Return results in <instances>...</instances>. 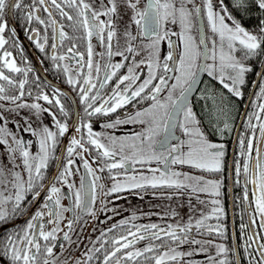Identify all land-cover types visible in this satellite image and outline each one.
<instances>
[{
  "label": "snow or ice",
  "instance_id": "snow-or-ice-1",
  "mask_svg": "<svg viewBox=\"0 0 264 264\" xmlns=\"http://www.w3.org/2000/svg\"><path fill=\"white\" fill-rule=\"evenodd\" d=\"M39 4L45 13H47V23L44 19L37 15ZM123 6L126 10H130V18L128 26L125 27L123 36L125 38L127 47L124 51L113 52V40L117 37V21L121 17L120 8ZM256 8L260 17L255 30H249L243 26L240 20L234 15L235 12H249L251 8ZM16 9L24 12L26 21L31 24L33 19L39 24L45 25V30L48 27L52 30V48L56 49L57 33L61 43L65 40L73 39L69 37L68 33L64 31V25L58 24L54 18L52 9H55L61 19H66L71 22L74 30H83L84 39L87 43V74L83 75V83L74 79L69 66L62 65L60 62L66 59L71 60L75 56H79L77 75H80V69L85 67L84 56L82 53L75 51L77 45L72 43L71 47L67 49V53L57 55L55 52L50 59L53 61L54 67L57 69L63 68V72L67 76V83L74 88H78L80 94V103L84 105V113L91 117L93 115L101 114L109 116L116 113L118 109L124 108L135 101L136 103H143L150 101L147 107H143L135 111L134 114H128L126 119L117 117L114 121H109L103 125L105 128H116L120 124L132 123L142 125V130L135 133L131 137H116L106 136L104 143L101 139V133H94L90 123H82L80 127L76 128L77 132L81 128L87 129L86 143L98 150L97 155L102 158L99 162L102 166L94 169L89 161L83 160V167L86 170L87 177L91 179L86 183V177H80L79 187L74 183H69L68 178L73 175L72 169L69 167L74 163L72 159L67 160L62 172H59L54 177L62 185L68 189L67 193H62L60 187L51 184L50 187L45 188L40 182L44 179V172L42 170L48 167V162L53 159L52 153L57 144V135L64 136L69 130L66 123L58 120L55 114L51 113L49 108H43L39 103L32 104H17V108H31L36 110V113L49 112L52 119L55 121L57 132L51 131L47 126L39 131L31 129V126L25 131H31L33 135L38 137L39 150L36 154L30 153L28 146L22 140L18 139L15 134L7 132L4 127H0V144L8 145L7 139L4 137L12 135V142L15 147L8 146L6 151L9 155V163L13 168L17 167L15 164V153H19L21 163L24 171L27 173V180L25 181L19 172L8 169L12 176V184L15 189L14 198L12 195L4 196L0 193V224L6 223L10 216H15L21 211V202L25 199V192H34L33 200L41 195L39 191H34L37 185H40L42 190L47 191L48 195L45 197L43 208L47 209L49 219L48 224L55 225L50 230L45 229L43 221L45 213L37 210L31 219L28 220L26 226L15 233H9L2 242H0V254L7 259L8 264H67V261H60L59 257L54 253V248L57 247L55 243L57 240V233L60 231V222L64 219L65 212H85L88 215L95 216L94 205L98 199V194L103 192L105 197L120 193L125 190L132 189H146V188H174L177 190L191 188L193 192H208L211 188V194L219 196V182L218 181H203L202 187L188 183L189 181H196L197 184L202 180L201 177H192L187 173H181L172 170L170 165H190L193 168L218 172L221 170L222 159L225 155L223 151V144L211 143L205 137L204 132L200 128V121L197 119L196 113L189 102V96L193 93L198 83V74L206 72L208 76L217 80L223 89H226L233 97H242V88L246 83V74L253 71V68L246 62L254 59H260L264 63V0H231V7L225 0H201L199 4L195 0H146L141 4V0H100L96 5L95 0H33L32 5L26 6L23 0H0V48L6 44L3 33L7 28V24L3 22L5 9ZM72 9V12L65 9ZM106 17V19H101ZM206 19V26L211 33L206 36L204 27L201 21ZM178 25L180 32L170 30L167 26ZM136 26V34L133 35L131 25ZM195 28L196 36L192 32ZM33 36L29 39L34 40L35 46L41 51L45 52V43L48 41L47 34L44 35V43L39 41L40 33L37 29H31ZM106 34V35H105ZM178 36L183 44L182 51L179 52L178 57L174 50H172V42L170 37ZM95 37L101 46L107 49V55L110 58L113 55L125 56V52L139 55L134 42L140 37L147 39L148 43L143 44L142 47L149 52L147 60H140L136 62L133 60L131 65L127 66V74L117 77V72L125 67L124 63L110 62L103 65L105 73L100 79L99 88L93 77V69H95L96 79H99L101 72V64L99 62L93 63V45L92 38ZM198 38V42H197ZM168 39L170 51L163 58L161 64L159 44L160 41ZM211 42V48L208 42ZM240 55H237V54ZM103 55V54H101ZM211 60V63L208 61ZM171 62V64L169 63ZM147 64L148 75L147 78H141L137 74V69L140 65ZM0 81L6 82L7 85L16 87L18 85L19 95L7 96L5 95L6 88L4 84H0V100H9L15 103L24 96V88L28 83L27 77L32 68L18 67L15 60L12 59V53L5 51L0 56ZM163 72L161 74L160 69ZM3 69H7L10 73H22L24 79L15 80L11 76L6 75ZM174 73L169 76L168 73ZM257 75L264 76V73H257ZM117 77L114 86L111 87V92L107 98H104L101 103L97 105V101L101 100L100 89H103L109 81ZM39 79V77H37ZM139 82L138 81H141ZM173 80L171 84L169 81ZM154 81H158L154 83ZM95 90V94L90 95ZM210 91V90H209ZM166 92V95L161 96ZM30 94V93H29ZM61 93L55 90L54 95L50 97L48 94L40 93L36 100H43L48 105L58 108L63 116L68 113L65 106L60 99ZM258 98L264 99V82L260 83V91L257 94ZM201 99H213L214 96H204ZM224 98L221 94V106L219 112L221 115L227 116L223 107ZM135 107V105H133ZM259 112L249 115V120L246 125L247 128L255 130L256 124H252L251 120L254 116L259 122V132L264 138V120L261 115L264 114V103L258 104ZM0 119H3L0 116ZM179 129L185 139H181L174 135V130ZM221 135L225 131H230V125L225 119L222 128L218 127ZM178 141V142H175ZM31 144V141H29ZM241 156L244 158L243 173L245 177L250 174V182L254 191L253 203L255 205V215L259 217V228L264 231V161L257 158L250 169L249 159L254 149V142L252 138L247 139L245 151V139L240 138ZM83 159V153L89 152V148L85 147L83 135L80 139L73 138L67 149L68 156L76 152ZM186 149V150H185ZM257 157H260V150L256 149ZM119 157V159H116ZM96 163L95 160H93ZM163 165V167L148 168L150 175L143 173L128 174V167H132L135 172V165ZM107 169L110 179L113 181L110 188L105 190L103 184H98V181L103 179L102 176L97 175L99 171L103 173ZM124 169V179H119L121 175L119 172L113 173V170ZM236 174L239 177L241 174L240 164L237 163ZM5 169L0 168V177H4ZM181 177H183L181 179ZM0 183H6L4 179H0ZM69 199L72 201L71 207H65L61 201L62 199ZM171 199V197H168ZM249 199L248 193L245 192L244 200ZM11 203V212L8 211L7 205ZM203 203V201H201ZM214 205H219V200H213ZM213 214H217V218L223 215V209L220 207L213 208ZM172 215H175L173 212ZM209 217L204 216L202 219L195 221L196 229L205 226V220ZM77 219L79 216L77 215ZM132 219H135L133 215ZM256 220L252 219L250 224L241 223V232H248L243 245L245 258L248 264H264V242H260L264 237H259L256 233L250 230L252 224ZM72 220L68 221L67 227L71 229ZM129 224V220L124 219L113 224L112 228L108 229L111 232L117 227H124ZM193 225L191 218L186 225H171L167 229H161L157 224L151 223L147 225L137 226L132 225V228L126 230V234L114 237L110 241V248H105L108 241L101 242L99 248L89 249L84 253L85 259L83 261L76 260L75 264H90L96 253L104 251L102 260L98 256L95 258L100 261V264H138L140 258L146 264H176L179 257L184 255L191 256L192 252H180L176 247L168 246L164 237H167L172 244L179 247L182 244L189 243L199 245L202 242L191 238L189 233ZM209 232L215 231L221 237L224 235L221 226L217 225L215 228L207 227ZM104 236V233H101ZM131 237V239H129ZM63 239L71 243V238L68 232H64ZM160 240L161 244L149 243L143 248H136L135 245L139 241ZM43 242V243H42ZM256 244V248H253ZM59 247L63 251L64 245ZM166 247L167 250L158 252L159 248ZM216 257L209 256L208 259L211 264H231L229 261V249L224 244H216ZM200 251H206L204 247ZM151 253L152 255H147ZM233 255L235 251L233 250ZM259 257V259H257ZM239 264V261L236 262Z\"/></svg>",
  "mask_w": 264,
  "mask_h": 264
},
{
  "label": "flooded vegetation",
  "instance_id": "flooded-vegetation-1",
  "mask_svg": "<svg viewBox=\"0 0 264 264\" xmlns=\"http://www.w3.org/2000/svg\"><path fill=\"white\" fill-rule=\"evenodd\" d=\"M91 2V0H90ZM100 0H95L96 5H98ZM146 0H141V4L145 3ZM197 4L201 0H195ZM226 3H229L231 7V0H225ZM12 3V0H9V4ZM33 0H23V4L26 6L32 5ZM107 3V0H105ZM38 8L37 15L40 18L44 19L47 23L48 16L47 13L43 11V8L37 4ZM66 11L72 12V9H65ZM28 11V8H25L23 11L16 9H5V15L3 22L7 24V28L3 33L6 44L3 48H0V56L3 55L5 51L12 53V59L15 60L18 67L21 68H32V72H29L27 80L28 83L24 88V96L17 100L15 103L9 100H0V116L3 119H0V127H4L7 132L15 134L16 137L28 146L30 153L36 154L39 150L38 137L33 135L31 131H25L26 128L31 126L32 130L39 131L43 127L47 126L51 131L57 132L55 121L52 119V116L49 112H40L36 113V110L25 107L17 108L16 105L20 103L32 104L39 103L43 108H49L50 112L55 114L56 118L62 123H66L69 126V130L64 134V136L57 135V144L53 150V159H50L48 162V167L44 170V179L40 182L45 188L50 187L51 184H55L56 187H60L62 193H67L68 189L66 186L62 185L59 181L55 180L54 177L62 172L64 166L67 164L68 159H72L74 163L69 167L73 171V175L68 178L69 183H74L76 187H79L80 177H86V183L90 180V177H87L86 170L83 167V160L86 159L89 161V164L94 168L98 169L102 166L99 162L102 160L101 157L97 155L96 149L91 145L86 143L87 140V129L81 128L80 132L76 131V128L80 127L82 123H90L94 133H101V139L104 143H107L104 140L106 136H116V137H131L135 133L142 130V125L124 123L118 125L116 128H105L103 127L109 121H114L117 117L121 119H126L128 114H134L136 110L143 107H147L150 101H144L143 103H132L125 105L124 108L118 109L116 113H112L109 116H104L101 114L93 115L91 117L87 116L84 113V105L80 103V94L78 88L67 83V76L63 72V68L57 69L54 67L53 61L50 59L53 52L57 55H62L67 53V49L71 47L72 43L77 45L75 51L82 53L84 56L85 67L80 69V75H77V68L79 67L76 61L79 60V56H75L73 59H66L63 62H60L62 65L67 64L69 66L70 72L74 79L83 83V75L87 74V43L88 41L84 39L83 30H74L71 26V22L66 19H61L58 12L55 9H52L54 18L58 21V24L64 25V31H66L69 37L73 39L65 40L63 43L59 40L57 33L56 49L52 48V30L50 27L45 30V25H41L33 19L31 24H29L24 16V12ZM121 19L117 21L118 34L117 37L113 40V52L124 51L127 47L123 32L125 27L128 26L130 18V10H126L123 6L120 8ZM234 15L238 20L241 21L244 27L249 30H255L256 25L258 24V18L260 13L256 8H251L249 12H235ZM101 19H106V17H101ZM203 27L205 30L206 36H210L211 33L208 31L206 26V19L202 21ZM170 30L177 33L180 32V27L178 25H172L171 23L167 26ZM37 29L40 33L39 41L44 43L43 37L45 34L48 36V41L45 43V52H41L36 46L34 39H29L30 36H33L31 29ZM133 35L136 34V26L131 25L130 29ZM193 36H196L195 28L192 32ZM106 35V34H105ZM172 42V50L176 53L177 57L180 51L183 49V44L181 43L178 36L170 37ZM198 42V38H197ZM93 45V63L99 62L101 64V72L99 74V79H96L95 69H93V77L99 88L100 79L103 78L105 69L103 65L105 63H124L125 67L121 68L117 72V77L123 74H127V66L133 63V60L139 62L144 59L147 60L149 52L147 49L142 47L143 44L148 43L147 39L140 37L136 42H134L139 55L133 56L131 53L125 52L127 60L123 56L113 55L110 60L107 55V49L105 46H101L99 41L93 37L91 40ZM209 48H211V42H208ZM170 51L168 39L160 41L159 52L161 58V64L163 63V58ZM71 56V53H67ZM103 54V55H101ZM237 55H240L239 53ZM261 59H264L262 57ZM212 61L209 60L208 63ZM171 64V62H169ZM252 68L253 71L246 74V83L242 88V97H233L226 89H223L222 85L219 84L217 80H214L212 77L208 76L206 72H203L195 90L189 96V102L193 107V111L197 115V119L200 121V128L204 132L205 137L211 143L223 144L225 155L222 159L221 170L218 172L206 171L201 169H196L190 165H170L174 170H178L181 173H187L192 177H201L202 180L199 184L196 181H189L188 183L196 185L197 187L203 186V181H218L219 182V196H214L211 194L212 190L209 189L208 192H193L191 188L185 189H174V188H146V189H132L125 190L117 194L105 197L103 192L98 194V199L94 205L95 216L88 215L85 212H65L63 213L64 219L60 222L59 228L60 231L57 233V240L51 243H55L57 247L54 248V253L59 257L60 261H67V264H75L76 260L83 261L85 259L84 253H87L89 249L99 248L101 242L108 241L109 243L105 244V248H110V241L114 237L119 235L126 234L128 228H132V225L142 226L151 223L157 224L161 229H167L168 225H175L171 223V218L176 215H172L174 212L182 220L181 226L186 225L191 218V223L193 225L189 235L191 238L205 242L210 241L216 244H224L230 251L228 253V259L231 261V264H236L239 261V264H248L247 259L245 258L244 252V242L248 232H241L240 225L241 223L250 224L252 219L256 220L255 224H252L250 227L251 232L256 233L259 237H264V231L259 228V217L255 215V205L253 201V191L255 190L253 185L248 182L245 183L246 179L250 180V174L248 177H245L243 173V164L244 158L241 156V145L240 138L241 136L245 139V151L247 139L252 138L254 142V149L251 153V159H249L250 169L255 163L257 158L264 161V138L261 137L258 127V121L255 117H252L251 123L256 124L257 128L255 130L249 129L246 127L249 115L255 112H259L258 104L264 103V99L258 98L257 94L260 91V83L264 82V76L257 75V73H264V63H261L260 59H254L252 61L246 62ZM2 68V65H0ZM6 75L11 76L15 80L24 79L22 73H10L7 69H3ZM161 74L163 72L162 68L160 69ZM137 74L143 79L147 78L148 68L147 64L140 65L137 69ZM169 76H173L174 73H168ZM39 77V79H37ZM117 77H113L112 81L103 88L100 89L101 100L97 101V105L102 102L104 98H107L111 92V87L114 86L115 80ZM138 81L139 82H142ZM158 81H154L156 83ZM174 82L173 80L169 81V84ZM0 84H4L6 88L5 95H19L18 85L16 87L7 85L6 82L0 81ZM59 90L61 93L60 99L65 106V110L68 115L63 116L60 114L58 108L48 105L43 100H36V97L40 93L48 94L50 97L54 95L55 90ZM210 90V91H209ZM30 93V94H29ZM95 94V90L90 95ZM204 96H214L213 99H201V95ZM221 94H223L224 103L223 107L227 116L221 115L219 108L221 106ZM166 95V92L162 93L163 97ZM135 105V107H133ZM227 120L230 125V131H225L222 135L218 131V127L222 128ZM261 119L264 120V114L261 115ZM83 135L85 141V147L89 148V152L83 153V159L77 155L80 152V149L77 148L76 152L72 157L68 156V147L70 141L73 138L80 139ZM174 135L185 139L179 129L174 130ZM8 141V145L0 144V168L5 169L4 179L6 183H0V193H3L4 196L12 195L14 198L15 189L12 184L11 173L8 172V169L12 171L19 172L22 178L27 180V173L24 171L19 153H15V164L17 167L13 168V165L9 163V155L6 151L8 146L15 147L12 142V135H7L4 137ZM31 141V144H29ZM178 142V141H175ZM260 150V157L256 155V149ZM186 150V149H185ZM119 159V157H116ZM96 161V163L93 162ZM237 163L240 164L241 174L238 177L236 174ZM163 167V165H157L152 163L151 165H135V172L133 168L128 167V174H137L143 173L150 175L148 168ZM119 172L121 175L119 179H124V169L113 170V173ZM97 175L103 177L101 181H98V184H103L105 190L111 187L112 180L109 177L107 169L103 173L97 171ZM51 178V180H50ZM183 177H181L182 179ZM50 182L46 185V183ZM34 191H39L41 195L33 200L34 192H25V199L21 202V211H19L15 216H10L6 223L0 224V242L9 233H15L22 230L28 220L31 219V216L35 214L37 210L43 211L45 213L43 221L45 229L50 230L55 225L48 224L47 221L49 216L47 214V209L43 208L45 203V197L48 195L47 191L42 190L40 185H37ZM245 192L248 193L249 199L244 200ZM171 197L169 199L168 197ZM187 199L192 201V205L185 204L183 200ZM171 200L177 201L179 205V210L174 207L171 208ZM213 200H219V205H214ZM203 201V203H201ZM11 203L6 206L8 211L11 212ZM61 203L65 207H71L72 201L65 198L62 199ZM220 207L223 209V215L217 218V214H213V208ZM178 212V213H177ZM201 214H203L201 217ZM77 215L79 219H77ZM135 215V219H132ZM204 216L209 217L205 220V226L200 229H196L195 221L197 219H202ZM127 219L129 224L124 227H117L111 232L108 229L112 228L113 224H118L119 221ZM72 220L73 224L71 229L67 227L68 221ZM177 225V224H176ZM221 226L224 232V235L221 237L215 231L209 232L207 227ZM135 231V228H132ZM64 232H68L71 243L63 239ZM101 233H104V236H101ZM131 239V237H129ZM164 240L167 241L168 246H175L172 244L167 237H164ZM260 242H264L262 239ZM43 243V242H42ZM149 243H155L156 245L161 244L160 240L149 241L143 240L139 241L135 247L143 248ZM60 244L64 245L63 251L59 247ZM198 246H201L199 244ZM179 249L191 248V244L185 243L178 247ZM253 248H256V244H253ZM182 249V250H183ZM167 250L166 247L159 248L158 252ZM233 250L235 255H233ZM183 252V251H181ZM186 253V251H184ZM104 251L96 253L93 260L90 264H100V261L95 257L98 256L102 260ZM147 255H152L151 253ZM216 257V250L211 254H206L199 249H197L195 255H184L179 257L176 264H211L208 257ZM259 259V257H257ZM0 264H8L7 259L0 254ZM138 264H146L143 258H140Z\"/></svg>",
  "mask_w": 264,
  "mask_h": 264
},
{
  "label": "rangeland",
  "instance_id": "rangeland-1",
  "mask_svg": "<svg viewBox=\"0 0 264 264\" xmlns=\"http://www.w3.org/2000/svg\"><path fill=\"white\" fill-rule=\"evenodd\" d=\"M172 170H174V168L172 167ZM174 171H178V170H174ZM183 202L185 203V204H188V205H192L193 204V202L192 201H188L187 199H185V200H183ZM173 204H174V207L177 209V210H179V205H178V202L177 201H173V200H171V208L173 209ZM178 213V212H177ZM176 216L175 217H172L171 218V223L172 224H178L179 223V225L181 224V222H182V220H180V218H179V216L177 215V214H175ZM203 214H201L200 216H198V217H201ZM205 242H209V241H205ZM173 247H175V246H173ZM201 247H204L205 249H206V251H203L204 253H206V254H211V253H213L215 250H216V248H215V244L214 243H202L201 244V246H198V245H194V244H191V248H186V249H183V248H181V249H179L178 247H177V251H186V253L187 252H192L193 254L192 255H195L196 254V251H197V249H199L200 250V248ZM183 249V250H182Z\"/></svg>",
  "mask_w": 264,
  "mask_h": 264
},
{
  "label": "water",
  "instance_id": "water-1",
  "mask_svg": "<svg viewBox=\"0 0 264 264\" xmlns=\"http://www.w3.org/2000/svg\"><path fill=\"white\" fill-rule=\"evenodd\" d=\"M200 23H201V25L203 26L202 21H201ZM202 74H203V72H201V73L198 74V82H199V80H200ZM197 84H198V83H197ZM196 86H197V85H196ZM50 180H51V178H50ZM50 180H48V182L46 183V185L50 182Z\"/></svg>",
  "mask_w": 264,
  "mask_h": 264
}]
</instances>
